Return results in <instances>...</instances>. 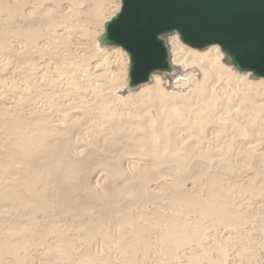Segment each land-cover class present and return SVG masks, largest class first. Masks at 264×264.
I'll return each instance as SVG.
<instances>
[{"label":"bare ground","instance_id":"1","mask_svg":"<svg viewBox=\"0 0 264 264\" xmlns=\"http://www.w3.org/2000/svg\"><path fill=\"white\" fill-rule=\"evenodd\" d=\"M121 1L0 0V56L3 55L0 63L3 70L11 65V77L22 78L21 81L14 78L13 85H21L26 93L20 102L28 108L29 117L27 120L18 113L10 121H1V127L9 137V144L3 141L2 147L10 146L7 158L14 160L20 156L31 169L27 176L28 190L34 194L32 186L40 175L31 146L49 164L54 156L53 146L77 144L96 129L98 133L105 130L109 127L105 124L114 119L128 124L130 129L142 127L149 143L140 148L145 150L143 156L148 160L139 158L127 171L128 179L135 184L137 198L146 197L148 185L154 182L166 162L175 161L182 166L187 160H195L198 170L188 174L180 168L172 169L170 178L175 188L195 181L190 184L196 190L178 195L174 200L181 211L188 210L204 217L193 215V221L189 223L172 222L163 240L168 247L177 243L184 244V248L190 246L193 252L184 255L193 264H203L201 260L223 264V252L201 231L198 221L213 222L208 218L213 216L214 222L224 231L243 225L244 231L248 229L245 228L247 212L228 209L229 198L238 186L221 183L222 175L211 174L214 166L210 161L219 162L218 166L228 164L224 158L235 141L226 133L239 130L240 117L247 124L258 122L264 111V79L236 70L218 45L194 49L184 44L175 32L166 35L167 38L164 36L172 71L156 72L149 83L130 88V55L122 71L121 47L105 46L100 41L105 22L119 12ZM112 3L116 4L112 7ZM105 10L109 11L108 16L104 15ZM99 22L101 31L95 33L94 24ZM5 78L2 77L0 82L2 88L7 85ZM121 93H128L127 97L119 96ZM235 104L238 109L232 112ZM128 108L135 110L134 114L126 112ZM255 142L254 139L243 145L239 153L249 163L255 158V151L263 149ZM60 156L66 160L63 148ZM261 158L264 160V156ZM246 165L242 164L243 167ZM52 173V170L48 172L50 176ZM241 184L244 194L252 199L244 200L246 207L250 202H256L257 208H264V183L260 186L247 184V181ZM203 188L206 193L200 197ZM110 216L120 227L131 226L126 264L137 263V258L140 263L147 264L160 256V251L154 249L155 227L141 217L134 219L131 210L118 215L111 212ZM35 219L28 218L22 224L26 226ZM232 221L235 223L231 224ZM238 231L229 234H238ZM4 237L1 232L0 254L9 251L11 258L18 262L23 260L22 254H29L28 247H23L20 253L19 246ZM32 239L29 238V243ZM207 244L210 246L206 247ZM209 250L217 252V258H212Z\"/></svg>","mask_w":264,"mask_h":264},{"label":"rangeland","instance_id":"2","mask_svg":"<svg viewBox=\"0 0 264 264\" xmlns=\"http://www.w3.org/2000/svg\"><path fill=\"white\" fill-rule=\"evenodd\" d=\"M115 4L112 3V7ZM107 11L105 10V16L109 15ZM93 30L95 33L101 31L100 22L94 24ZM122 51L120 67L124 71L129 54L123 49ZM10 66L3 70L0 63V82L2 77H6L4 80L8 79L6 87L2 88V84L0 86V233L4 234L5 240L10 239L8 241L11 244L18 245L20 253L23 247H28L30 251L27 257L22 254L23 260L20 262L11 258L12 254L10 255L9 251H4L0 254V264H126V260H129L128 242L132 236L131 226L124 224L120 227L119 222L112 219L110 213L118 215L129 210L132 211L134 219L141 217L143 221L155 227L154 249L160 251V256H155L147 264H193L184 255L193 252L190 246L184 248V244L177 243L173 247H168L163 237L168 233L172 222L189 223L193 221V215L198 218L204 217L188 210L181 211L175 204L176 196L196 190L190 184L195 181L186 182L180 188H175L170 178L172 169L180 168L188 174L198 170L196 161L187 160L182 166L175 161L166 162L160 168L154 182L148 185L146 197L138 199L134 191L135 184L128 179L127 171L139 158L148 160L147 156H143L145 150L140 146L148 144L149 137L142 127L130 129L128 124H122L114 119L105 124L109 126L105 130L98 133L96 129L77 144L53 146L51 150L54 156L49 164L41 158L39 151L31 146L32 156L36 159L40 175L32 186L34 194H31L27 179L31 169L26 167L20 156L14 160L7 158L6 152L10 146L2 147L3 141L7 142L6 145L9 144L7 140L9 137L2 129L1 121H10L11 117L17 116L18 113L22 118L29 119L26 113L28 108L20 102V99L27 95L21 85L16 84V87L21 89H16L13 85L14 78L15 81H21L22 78L11 77ZM127 94L121 93L119 96L124 95L125 99ZM237 109L238 104H235L232 112ZM134 111L130 108L126 110L132 114ZM242 118L239 119V130L226 133L235 141L230 144L231 151L224 158L228 164L218 166L219 162H210L214 166L211 174L218 172L222 175L221 183L230 187L238 186L233 197L229 198L227 206L230 211L236 212L238 209L245 214L247 212L248 224L245 228L248 229L243 231V225L230 227L224 231L214 222L216 218L213 216L208 217L213 222L199 220L198 223L201 231L223 252L225 256L223 264H264V208H257L259 205L256 202L253 204L250 202L246 207L244 202L252 199L244 194L240 186L245 181L247 184L258 186L264 183V160L261 158L264 156V111L256 124H247ZM136 126L134 124V127ZM254 139L263 149L255 151L256 156L249 163L239 153L243 145ZM61 148L66 152V160L60 156ZM242 164H247V167H243ZM51 170L52 176L48 174ZM207 179L208 177L205 178L206 181ZM198 181L200 180L196 182ZM197 190L199 191L200 187ZM205 193L206 188H203L199 196L202 197ZM222 199L223 197L221 201ZM33 217H36L33 223L30 222L26 226L22 224ZM235 222L239 223V220L235 219ZM233 231L239 233L229 234ZM29 238H33L32 243H29ZM209 252L212 258L213 256L217 258V252L213 250ZM137 261L134 264H143L139 258ZM201 262L208 263L207 260Z\"/></svg>","mask_w":264,"mask_h":264},{"label":"water","instance_id":"3","mask_svg":"<svg viewBox=\"0 0 264 264\" xmlns=\"http://www.w3.org/2000/svg\"><path fill=\"white\" fill-rule=\"evenodd\" d=\"M194 49L218 45L234 68L264 79V0H122L100 38L130 55L129 87L171 72L164 36Z\"/></svg>","mask_w":264,"mask_h":264}]
</instances>
